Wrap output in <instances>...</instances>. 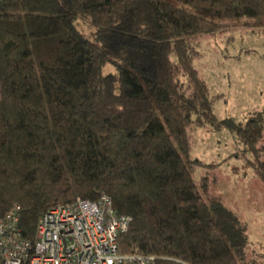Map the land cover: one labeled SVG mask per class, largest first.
I'll return each instance as SVG.
<instances>
[{"label":"trees","instance_id":"obj_1","mask_svg":"<svg viewBox=\"0 0 264 264\" xmlns=\"http://www.w3.org/2000/svg\"><path fill=\"white\" fill-rule=\"evenodd\" d=\"M241 18L264 28V0H0V217L19 205L34 240L50 208L106 194L123 254L264 264L192 146L227 128L264 183V111L219 118L195 66L196 40Z\"/></svg>","mask_w":264,"mask_h":264},{"label":"rangeland","instance_id":"obj_2","mask_svg":"<svg viewBox=\"0 0 264 264\" xmlns=\"http://www.w3.org/2000/svg\"><path fill=\"white\" fill-rule=\"evenodd\" d=\"M247 20H227L221 31L196 40L200 54L195 66L217 96L214 111L221 119L232 116L244 120L250 112L264 111V28L248 25ZM75 25L90 35V24L76 19ZM191 134L194 156L219 164L214 169L217 181L210 184L211 193L222 197L247 224V253L264 262V183L227 128L193 129ZM211 169L199 166L196 178Z\"/></svg>","mask_w":264,"mask_h":264},{"label":"built area","instance_id":"obj_3","mask_svg":"<svg viewBox=\"0 0 264 264\" xmlns=\"http://www.w3.org/2000/svg\"><path fill=\"white\" fill-rule=\"evenodd\" d=\"M20 217L19 205L0 217V264H157L155 255L120 252L119 235L130 217L119 214L106 194L50 208L34 240L22 235Z\"/></svg>","mask_w":264,"mask_h":264}]
</instances>
